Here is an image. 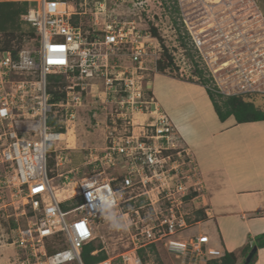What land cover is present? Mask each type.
I'll use <instances>...</instances> for the list:
<instances>
[{
    "label": "built area",
    "instance_id": "1",
    "mask_svg": "<svg viewBox=\"0 0 264 264\" xmlns=\"http://www.w3.org/2000/svg\"><path fill=\"white\" fill-rule=\"evenodd\" d=\"M33 2L36 6H30L21 19L35 28L38 44L34 48L23 46L17 52L0 49V199L10 198L9 204L22 203L20 214L27 219L11 229L10 244L15 253L10 262L84 264L82 248L94 239L100 218L122 202H135L138 197H145V203L125 212L133 215L131 250L136 251L124 253L125 261L142 264L138 249L164 240L169 251L184 259L206 263L222 256L207 247L208 234L182 241L168 239L190 225L195 212L190 207L196 209L194 201L204 199L206 188L196 160L181 144L176 126L152 93L153 67L147 63L151 56L157 65L159 40L140 30L134 20L122 25L107 21L99 30L84 29L81 23L73 22L72 17L78 14L68 0ZM185 24L188 29L182 34L187 47L181 40L180 44L186 50L190 48L193 57L183 55L189 70L180 68L178 74L199 78L200 70L215 79L208 63L209 30L201 33L192 30L196 25L190 28L187 21ZM226 38L225 42L231 41ZM238 52L236 60L242 58V50ZM252 53L259 56L264 51L254 49ZM174 62L180 66L177 60ZM53 74L65 77L64 85L55 87L63 93L59 99H54L49 90V76ZM241 76L231 84L230 92L206 85L227 96L264 92L259 79L245 73ZM98 78L104 79L105 89L86 98L90 84L96 85ZM89 100L98 103L92 106L91 117H105V144L90 147L86 163L93 167V173L77 182L75 193L63 194L68 189L60 191L53 185L50 160L70 148L61 136H67L73 128L76 132L78 110ZM121 192L131 195L123 198ZM73 198L77 201L63 209L62 204ZM145 207L147 210L141 211ZM94 264H112V258Z\"/></svg>",
    "mask_w": 264,
    "mask_h": 264
},
{
    "label": "rangeland",
    "instance_id": "2",
    "mask_svg": "<svg viewBox=\"0 0 264 264\" xmlns=\"http://www.w3.org/2000/svg\"><path fill=\"white\" fill-rule=\"evenodd\" d=\"M16 1H27L31 2L30 6H36V2H33V0ZM68 1L73 4L78 14L76 15L77 19L84 29L97 28V30H99L107 21H116L122 25L124 22L133 20L136 21L140 30L144 29L151 32L152 26L157 27L158 36H156V38L159 40V48L157 50L159 53L158 56L162 58L163 52L171 54L173 65H171L172 67H166L165 70H159L157 65L155 66V59L149 56L147 64L149 67H153L150 71L151 74L159 72L170 75L171 78L186 79L203 85L208 83L207 85L211 86L212 89H217L219 91L226 90L227 92L230 90V86L233 82L244 76H241L242 73L248 76L250 75V77L256 79V81L259 79L258 82L260 84L262 82L264 83V54L255 56V54L252 53L254 49L260 52L264 51V14L262 12V7L264 9V0H220L217 3L210 2L209 0ZM103 1L104 4H102ZM101 4L102 7L100 6ZM176 8H178V10H176ZM175 21L179 23L182 30H180L181 32H185L187 28L185 21L188 22L190 28L192 24L196 25L192 30L198 29L197 32L205 33L206 30H209V36L206 40H209L207 44H209L208 51L211 57L208 59V63L211 65L210 67L216 75V80L212 76L203 75V77H201L200 74H198L199 78H182L178 74L180 68H184L187 71L189 70L188 65L185 64L183 55H185L186 58H192L193 52L190 48L186 50L185 47L180 44V32L178 33V25H176ZM183 23L185 27H183ZM28 26L29 25L25 24V30H28ZM222 33H225V36H223ZM20 36L21 34L16 33L13 39V44L15 46L19 45L18 38ZM4 37L5 36L0 35V46L3 44ZM226 37H229L231 41L225 42L223 39ZM37 44V37L31 36L29 33L23 35L21 47L28 46L34 48ZM232 48L235 49V53L232 52ZM240 50L243 52L241 55L242 58L236 60L237 55L238 58L240 57V52H238ZM229 53L232 54V57ZM230 58L232 60H230ZM175 60L180 63V66L177 67L174 62ZM233 60H235V62ZM191 61L193 63L192 59ZM225 61H227V63L223 66L222 63ZM164 63H167V58ZM234 64L237 65L236 68H234ZM226 66L227 69H220ZM154 67H156V70ZM190 70L192 74H196L194 68ZM171 78H164V81L169 80L171 82ZM95 83L96 85L90 84L86 98L90 96L91 93L98 94L100 90L105 89L104 79L98 78ZM218 84H220L222 89L219 88ZM164 89H166V87L163 88L161 82L157 88L158 91L155 92L157 94ZM173 91L176 92L177 89L173 88ZM213 92L217 94V92ZM216 99L221 103V98L216 96ZM257 99L258 100L255 101L256 104L260 107H264V98L259 97ZM92 106L97 107L98 103L94 104L92 100H89L84 107L78 110L79 120L76 125V143L70 140V148L63 151V154L56 160H50L49 168L52 169V172H50L49 175L53 177V185L60 191L64 188L68 189L65 192L63 191V194L75 193L77 191V182L82 178L89 177L93 173V167L86 163L89 160L88 154L90 147L99 148L103 147L105 144V117L103 119V116L99 119L92 118L91 115L94 111ZM97 110L99 109L97 108ZM98 113L101 112L98 111ZM71 131H73L75 135L74 128L71 129ZM75 144L76 148L72 149ZM62 146H65V143L62 144ZM56 162L60 163V165H56ZM59 173H64V176H68V178L65 179L64 176L59 177ZM64 182H66L67 185H65ZM137 192V190L133 191L132 194ZM5 193H7V191ZM122 195L123 198H126L131 194L126 192L124 194L122 193ZM6 199L5 201L0 200V203L4 202L7 204V207H0L2 208L0 209V259L3 258L6 264H12L9 262V259H12L15 253V247L10 244L12 237L11 229L14 228L16 224H25L27 219L20 214L23 207L22 203L9 204L11 203V199ZM144 199L145 197H138L135 202H122L123 204L121 203L118 208L108 212L105 217L100 218L99 226L95 228V237L93 240L103 246L108 256L112 258V264H132L131 262L129 263V260L125 261L123 258L124 253L130 252V254H132L136 252L131 250L134 247L132 235L135 233L132 224L133 215L131 213L127 215L125 212L134 208L135 204H144ZM76 201L77 199L73 198L68 201L67 204L70 206ZM68 206H62V208L68 209ZM26 208L29 209V206H26ZM146 210L147 207L141 209V211ZM190 210L195 211L192 213V217H190L192 220L196 215V209L191 206ZM16 219L18 221H16ZM208 224L212 225L213 222L205 220L198 224H191L189 228L177 232L168 239L173 241L187 240L192 236H196L200 230L210 233L207 229ZM163 242H165V240ZM163 242H158L156 243L157 245L155 244V251L150 249V245L147 247L142 264H202V262L175 256L174 253L164 246ZM213 243L214 235L208 245L212 246ZM67 264H77V262L73 261Z\"/></svg>",
    "mask_w": 264,
    "mask_h": 264
},
{
    "label": "crops",
    "instance_id": "3",
    "mask_svg": "<svg viewBox=\"0 0 264 264\" xmlns=\"http://www.w3.org/2000/svg\"><path fill=\"white\" fill-rule=\"evenodd\" d=\"M168 77L154 72L152 93L176 126L181 144L196 160L206 188L204 199L194 201L199 210L187 228L212 221L207 225L210 233L200 230L197 235L208 234L210 241L214 235L213 245L207 247L220 254L233 251L242 264L245 245L253 247L255 237L264 233V120L238 122L231 115L222 121L206 85L173 77L171 82L164 81ZM161 82L166 89L156 94ZM200 211L204 215L198 219ZM257 251L254 264H264V247ZM0 264L6 261L2 258Z\"/></svg>",
    "mask_w": 264,
    "mask_h": 264
},
{
    "label": "trees",
    "instance_id": "4",
    "mask_svg": "<svg viewBox=\"0 0 264 264\" xmlns=\"http://www.w3.org/2000/svg\"><path fill=\"white\" fill-rule=\"evenodd\" d=\"M31 2L27 1H16V0H3L0 1V35L5 36L4 41L2 42V46H0V49L3 51L12 49L14 52H17L19 48H21L22 43V37L25 33H29L31 36L37 37L35 28L23 21L21 19V16L25 14L30 7ZM178 10V8H176ZM72 20L74 23H78L77 16L74 15L72 17ZM176 25H178V33L180 32L179 38L181 40V43L186 46L184 36L182 34V30L179 26V23L176 22ZM25 24L29 25L28 30H25L24 26ZM181 30V31H180ZM143 32L147 30H142ZM150 32V31H149ZM16 33L21 34V36L18 38L17 47L13 44V39L16 36ZM152 35L158 36V29L155 26L151 27ZM187 47V46H186ZM167 51V50H166ZM167 58V63H164ZM165 59V60H164ZM173 65V59L172 55L163 52V57L159 58L157 61V67L159 70H165L166 67H169ZM172 67V66H171ZM197 73L200 74L201 77H203V72L200 70H197ZM65 77L60 74H53L49 76V90L54 93L55 98L59 99L63 93L56 90L55 87L58 85H64ZM208 93L213 101V104L215 106V110L219 116V118L224 121L231 115H233L238 122H247V121H258V120H264V107H260L256 104L255 101H257L259 97L264 98L263 92L259 91H249L245 93H240L237 95H224L222 93H214L210 88H208ZM216 96L221 98V103L218 102L216 99ZM140 204V203H138ZM63 207L68 206L67 203L62 204ZM69 207V206H68ZM67 209V208H65ZM202 213H199L197 215L198 219L199 217H202L204 215L203 211H200ZM202 214V215H201ZM255 245L258 246V248L264 247V233L257 235L255 237ZM155 244L150 245V249L155 251ZM252 246L250 244H246L243 249V262L242 264H246L245 260L248 256L249 252L252 250ZM94 251H97L96 253H93ZM146 251V248H140L138 249V255L142 258ZM258 251H255L253 253V256L249 263L247 264H254V262L257 259ZM81 256L83 259L84 264H94L100 260H103L108 257V254L106 250L103 248V246L100 243H97L95 240L90 241L89 243L85 244L82 248ZM204 264H238V257L235 252L225 251L222 256L220 257H212L207 260Z\"/></svg>",
    "mask_w": 264,
    "mask_h": 264
},
{
    "label": "bare ground",
    "instance_id": "5",
    "mask_svg": "<svg viewBox=\"0 0 264 264\" xmlns=\"http://www.w3.org/2000/svg\"><path fill=\"white\" fill-rule=\"evenodd\" d=\"M210 2H213V3H217L219 2L220 0H209ZM61 138H64L67 142H68V145L70 143V140L72 142H75L76 140V136L73 134V131H71V129L69 130L67 136H61Z\"/></svg>",
    "mask_w": 264,
    "mask_h": 264
},
{
    "label": "water",
    "instance_id": "6",
    "mask_svg": "<svg viewBox=\"0 0 264 264\" xmlns=\"http://www.w3.org/2000/svg\"><path fill=\"white\" fill-rule=\"evenodd\" d=\"M257 249H258V246L257 245H254L253 248H252V250L249 252L248 256L246 257V260H245V263L246 264L249 263V261L251 260V258L253 256V253L255 251H257Z\"/></svg>",
    "mask_w": 264,
    "mask_h": 264
}]
</instances>
